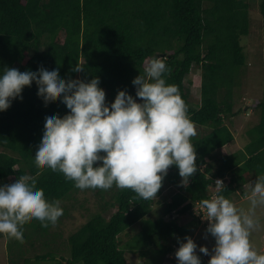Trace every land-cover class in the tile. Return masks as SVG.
I'll list each match as a JSON object with an SVG mask.
<instances>
[{
    "label": "trees",
    "instance_id": "obj_1",
    "mask_svg": "<svg viewBox=\"0 0 264 264\" xmlns=\"http://www.w3.org/2000/svg\"><path fill=\"white\" fill-rule=\"evenodd\" d=\"M254 3L262 15L258 53L264 67V0H0V70L11 66L25 71L57 63L65 79L99 77L110 103L120 89L135 96L133 78L146 61L159 55L168 69L166 83L178 87L197 130L191 137L197 171L187 185L180 183L178 167L170 165L155 199H141L133 190L115 185L107 190L83 189L94 190L91 193L99 201L94 210L87 209L90 218L69 235L70 255L40 253L38 260L128 264L127 253H131L147 257L144 264H161L179 246L177 238L189 234V224L180 222V216L210 198L216 177L229 178L217 193L233 201L247 193L244 186L264 174V89L254 106L259 120L249 132L251 141L243 150L221 153L235 137L232 118L243 111L236 108L235 99L243 96L250 64L252 50L245 51L242 38L251 34ZM78 61L84 70L74 72L71 69ZM196 69L201 74L199 101L193 99V80L185 83ZM37 87L33 79L24 87L23 99L0 111V182L22 172H39L36 186L44 189L49 200L61 202L79 188L63 173L41 169L33 157L45 113L64 115L69 109L59 98L45 101ZM167 184L178 187L169 198L162 196ZM36 223L44 233L53 226L43 227L35 218L25 220L20 225L24 239L19 240L18 257L22 251L25 255L24 241L33 247L28 232ZM124 233L129 235L126 241ZM6 235L0 232L1 239Z\"/></svg>",
    "mask_w": 264,
    "mask_h": 264
},
{
    "label": "clouds",
    "instance_id": "obj_2",
    "mask_svg": "<svg viewBox=\"0 0 264 264\" xmlns=\"http://www.w3.org/2000/svg\"><path fill=\"white\" fill-rule=\"evenodd\" d=\"M59 68L56 63L25 71L11 66L0 70V111L23 99V89L33 79L45 101L59 98L69 109L64 115L45 113L33 157L41 169L63 173L81 190L115 185L133 190L144 200L156 198L170 165L178 167L180 183L188 184L197 171L191 142L197 130L178 87L166 83L168 69L159 55L146 61L133 78L135 96L120 89L110 103L99 77L65 79ZM71 70L81 72L84 65L78 61ZM39 174L22 172L0 184V232L23 240L20 225L25 220L35 218L48 227L63 215L60 200H49L44 189L36 186ZM251 183L250 190L244 186L247 210L220 194L203 199L199 210L195 208L208 221L206 233L215 239L207 264H264V253L250 240L260 223L256 209L264 205V174ZM215 185L220 189L223 181L217 179ZM188 215L192 216L191 209ZM177 239V264H202L193 237ZM199 252L207 255L210 250L201 245Z\"/></svg>",
    "mask_w": 264,
    "mask_h": 264
},
{
    "label": "rangeland",
    "instance_id": "obj_3",
    "mask_svg": "<svg viewBox=\"0 0 264 264\" xmlns=\"http://www.w3.org/2000/svg\"><path fill=\"white\" fill-rule=\"evenodd\" d=\"M261 17L262 15L260 16L259 6L257 3H254L252 6V21L254 22V25H251V34L243 36L242 38V44L245 47V51L250 52L252 50L250 53L253 55L251 56L249 53V69L247 76L245 77L244 87L241 89L243 90V96L236 95L235 99L236 108H242L243 111L232 118L233 123L230 124V126L232 127L235 137L232 142L223 147L221 153H231L232 151L240 149L243 150L244 146L252 139L249 132L259 120L257 109H255L254 106L255 103L262 98L264 89V67L258 53L261 47L260 42L262 41L258 38L259 30L262 28ZM200 76V70L196 69L189 74L185 81L188 85L189 79L193 80L194 84L192 86V92L194 101L200 100ZM207 130L208 129H206V131ZM250 186H252L251 182L247 185V187L250 188ZM177 188V186L167 184L164 187V195L162 196H167L169 198L171 191H176ZM91 191L79 189L67 199L62 200L61 206L64 207V211L65 207H70V213L63 217L61 222L57 221V223L52 226L51 230H49L50 232L44 233L46 230H38L39 223H36L37 226L32 225L30 227V231L28 232V238L30 237V240L33 241L34 245L31 247L27 240L23 242L22 247L26 245L25 255L22 251V255L20 257L17 256L19 251V238L14 239V237L10 235H8V237L6 235V238H0V264H50L49 260H38L36 258L37 254L39 255L40 253H50L51 255L54 254L56 256L65 255L68 257L71 253V243L68 239L69 235L75 232L90 218L89 211L87 209L94 210L97 206V202L99 201L96 194L94 195ZM105 196L106 198L110 197L109 194ZM160 197L161 196H158L157 198ZM247 197L248 193L243 196L239 194L237 197L233 198V202L237 205V207L247 210L249 206ZM256 215L259 218L260 223L259 226L253 230L250 240L253 247H255L258 252L264 253V205L257 207ZM180 222L189 224L190 230L188 235L192 236L197 243L196 251L201 257L202 264H207L208 259L210 258L211 250L215 244L214 237L206 233V228L197 224V220L190 215H181ZM128 237L129 235L126 233L122 234V239L124 241H126ZM201 245H206L209 248L210 253L207 255L200 253L199 246ZM15 248L17 251H14ZM175 251L171 254V256L167 255V262L164 264H177ZM10 255H12V259L10 258ZM22 258H24L26 262L22 261ZM127 258L128 264H144L147 259V257L143 258L138 254L131 253H127ZM153 261L155 260L153 259Z\"/></svg>",
    "mask_w": 264,
    "mask_h": 264
},
{
    "label": "built area",
    "instance_id": "obj_4",
    "mask_svg": "<svg viewBox=\"0 0 264 264\" xmlns=\"http://www.w3.org/2000/svg\"><path fill=\"white\" fill-rule=\"evenodd\" d=\"M217 179H220V180L223 181V186L229 181V178H227V180H226V179H223V178H221V177H216V178L214 179L213 183H212L211 186H210V188H211V190H212V193L210 194V198H211L212 196L218 194V193H217V190H218V189H217V187H216V185H215V182H216ZM200 202H201V201L196 202V203L193 205V207L191 208V213H192V215L195 216V218H197V220L199 221V223H200L201 225H203V226H205V227L207 228L208 221H207L206 219H203V218L201 217V215L197 214V212H196V210H195V208H196L197 210H199Z\"/></svg>",
    "mask_w": 264,
    "mask_h": 264
},
{
    "label": "crops",
    "instance_id": "obj_5",
    "mask_svg": "<svg viewBox=\"0 0 264 264\" xmlns=\"http://www.w3.org/2000/svg\"><path fill=\"white\" fill-rule=\"evenodd\" d=\"M234 136H235V135H234ZM11 179H12V178L9 177L8 180H5L4 182H0V184H6V183H8ZM58 221L61 222L62 219L60 220V218H59ZM178 247H179V246H178ZM176 248H177V247H176ZM173 252H174V251H173ZM173 252H172V253H173ZM172 253H169L168 256H171ZM166 262H167V261L165 260L162 264H164V263H166Z\"/></svg>",
    "mask_w": 264,
    "mask_h": 264
}]
</instances>
